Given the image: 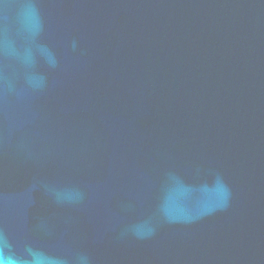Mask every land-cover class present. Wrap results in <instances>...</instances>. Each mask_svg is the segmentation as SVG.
<instances>
[{"label": "water", "instance_id": "water-1", "mask_svg": "<svg viewBox=\"0 0 264 264\" xmlns=\"http://www.w3.org/2000/svg\"><path fill=\"white\" fill-rule=\"evenodd\" d=\"M0 260L264 264V0H0Z\"/></svg>", "mask_w": 264, "mask_h": 264}, {"label": "snow or ice", "instance_id": "snow-or-ice-1", "mask_svg": "<svg viewBox=\"0 0 264 264\" xmlns=\"http://www.w3.org/2000/svg\"><path fill=\"white\" fill-rule=\"evenodd\" d=\"M0 264H6L3 260H0ZM7 264H14V262H7Z\"/></svg>", "mask_w": 264, "mask_h": 264}]
</instances>
